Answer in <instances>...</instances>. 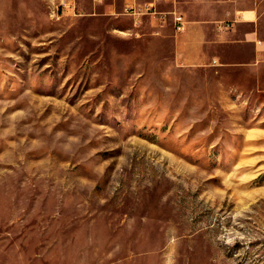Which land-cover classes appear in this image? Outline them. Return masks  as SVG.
Wrapping results in <instances>:
<instances>
[{
    "label": "rangeland",
    "instance_id": "374dc122",
    "mask_svg": "<svg viewBox=\"0 0 264 264\" xmlns=\"http://www.w3.org/2000/svg\"><path fill=\"white\" fill-rule=\"evenodd\" d=\"M105 1L0 0V264H264V65Z\"/></svg>",
    "mask_w": 264,
    "mask_h": 264
},
{
    "label": "crops",
    "instance_id": "0c3cea01",
    "mask_svg": "<svg viewBox=\"0 0 264 264\" xmlns=\"http://www.w3.org/2000/svg\"><path fill=\"white\" fill-rule=\"evenodd\" d=\"M26 6L70 0H23ZM130 6L133 19L180 14L183 27L174 34L175 62L180 66L216 69L245 66L253 74L264 65V5L262 0H115ZM91 12L112 14L113 4L91 0ZM147 10H151L147 12ZM147 13L148 16L145 17ZM244 49V51L242 50Z\"/></svg>",
    "mask_w": 264,
    "mask_h": 264
},
{
    "label": "built area",
    "instance_id": "2783aa9c",
    "mask_svg": "<svg viewBox=\"0 0 264 264\" xmlns=\"http://www.w3.org/2000/svg\"><path fill=\"white\" fill-rule=\"evenodd\" d=\"M151 10H147V12H150ZM132 13H135L133 10ZM174 25L176 30H180L183 27V21L180 14H175L173 17Z\"/></svg>",
    "mask_w": 264,
    "mask_h": 264
}]
</instances>
